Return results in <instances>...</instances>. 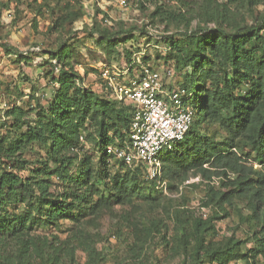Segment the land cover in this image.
Here are the masks:
<instances>
[{"label":"rangeland","instance_id":"rangeland-1","mask_svg":"<svg viewBox=\"0 0 264 264\" xmlns=\"http://www.w3.org/2000/svg\"><path fill=\"white\" fill-rule=\"evenodd\" d=\"M108 1L0 0V45H8L0 46L2 151L26 127L34 126L38 114L52 103L60 87L59 66L52 61L62 51L67 53L65 65L69 63L65 69L72 66L81 75L78 83L100 95V63L122 68L135 55L143 64L160 71H164V65L174 64L168 86L182 73L197 47L208 55L214 48L209 43L222 37L208 26L213 24L226 33H246L250 22L264 16V4L256 8L243 0H126L125 7ZM100 27L107 33L123 32L103 37L94 30ZM169 44L170 49L165 51ZM258 45L254 42L246 49L259 57ZM32 47L38 50L31 51ZM215 67L219 70V85L226 90L223 79H232L230 64L225 61L219 66L215 63ZM194 85L199 82L186 85L187 90ZM244 87L240 84L235 90ZM11 112L20 115L18 122ZM105 120L113 132L121 124L118 119ZM96 127L93 120H86L80 129L84 130L83 138L76 148L65 146L59 151L67 171L61 182L51 174L54 164L48 146L23 144L10 157L0 151V173L7 161H14L21 179L29 180L33 189L23 202L7 191L0 194V221L32 218L27 230L6 231L0 225V264H216L206 256L192 257L190 221L202 213L206 181L192 172L186 181L170 182L166 192L144 181L140 193L130 201L105 202L111 192L110 178L129 168L101 152ZM191 131L216 140L225 137L224 127L216 118L201 121L196 115ZM178 146L182 147L183 142ZM79 168H84L85 177L75 180ZM37 183L45 186L56 209L64 208L63 214L47 220L41 215L36 209L40 195ZM235 202V209L228 208L229 216L213 220L216 230L210 228L204 238L210 244L236 232L241 250L247 252L264 233L260 223L249 219L244 202ZM175 211L182 213L175 217ZM211 213L208 209L206 215ZM230 264L246 263L240 259Z\"/></svg>","mask_w":264,"mask_h":264},{"label":"trees","instance_id":"trees-1","mask_svg":"<svg viewBox=\"0 0 264 264\" xmlns=\"http://www.w3.org/2000/svg\"><path fill=\"white\" fill-rule=\"evenodd\" d=\"M243 1L256 8L264 4V0ZM102 18L103 21L106 20L105 14ZM247 28L249 31L246 33H226L213 24L208 26L209 30L219 32L222 37L209 43V47L213 46L214 50L208 55L197 47L182 67L183 80L180 74L177 86L172 87L187 89L186 85L195 80L199 82V85H194L192 90H189V103L194 109V117L197 115L201 121L207 118L219 119L224 127L225 137L216 140L210 136L194 134L191 124L184 139L176 144L173 150L161 156L162 177L167 185L170 182L186 181L192 172L199 174L206 181L201 198L202 206L212 209L213 213L206 218L198 216L190 221L192 257L198 259L206 256L209 262L216 264H230L240 259L246 264H264V235L257 239L255 246L252 243L247 252L241 250L240 238L236 232L210 244H207L204 238L207 230H216L213 220L229 216L228 208L235 209L236 200L244 202L249 219L260 223V230L264 233V170L253 166L254 163L264 165V16L250 22ZM94 30L100 36L111 35V38L123 32L118 30L107 33L104 27ZM254 42L259 43V57H255L254 51L248 52L246 49L247 45ZM0 46L8 47L7 43ZM165 46V51L171 47L170 44ZM66 55V51H62L61 56L57 54V60L52 61L59 66L56 69H59L60 74L57 78L60 87L55 92L52 103L38 114L37 123L26 127L14 143L8 144L5 151L0 147L2 155L10 157L18 152L23 144L37 142L48 146V153L54 164L51 174L53 173L54 180L59 182L67 177L64 159L59 155V151L65 146L76 148L80 143V136L83 137L84 130L80 129H83L84 122L88 119L95 122L97 141L101 152L105 154L102 147L115 139H121L124 131L128 129L131 110L130 104L114 101L79 84L82 79L80 73L70 65L68 69L64 67L69 64L65 65ZM225 61L230 64L232 79L224 77L226 90H223L218 82L219 70L215 63L219 66ZM240 84H245L244 89L235 90ZM199 92L202 94L199 95ZM11 115L15 121H19V114L11 112ZM105 119H118L121 124L113 132ZM3 140L0 137V146ZM182 142L183 146L179 147ZM69 163L71 162L68 161ZM15 168L14 161H7L1 169L0 194L7 191L23 202L24 197L31 195L33 189L29 180H22L18 174L19 169ZM78 172L75 180H82L85 177L84 168H79ZM139 174L136 169H127L122 175L112 176L111 192L104 201L109 202L112 199L118 204L130 201L140 193L139 187L144 183ZM37 190L40 195L36 198V209L46 220L51 219L54 214H63L64 208L56 209L52 205L54 202L47 197V189L43 184L37 183ZM239 212L237 210L238 215ZM179 213L182 211H175L174 216L177 217ZM31 220L28 216L16 217L6 223L1 219L0 225H4L6 231L17 232L29 229ZM188 221L189 217L185 222Z\"/></svg>","mask_w":264,"mask_h":264},{"label":"built area","instance_id":"built-area-1","mask_svg":"<svg viewBox=\"0 0 264 264\" xmlns=\"http://www.w3.org/2000/svg\"><path fill=\"white\" fill-rule=\"evenodd\" d=\"M108 2L121 7L127 5L126 0ZM7 16L11 17V12ZM172 75L173 64L164 65V71H160L143 64L136 55L122 68L107 63L99 65L103 95L131 105L128 129L121 139L104 145L103 152L124 167L138 170L141 179L163 192H166L167 182L162 177L161 156L184 139L194 117L189 103L191 92L180 87L165 88ZM82 138L80 136V141ZM253 166L264 170V165L254 163ZM208 209L201 206L199 216L206 218Z\"/></svg>","mask_w":264,"mask_h":264},{"label":"crops","instance_id":"crops-1","mask_svg":"<svg viewBox=\"0 0 264 264\" xmlns=\"http://www.w3.org/2000/svg\"><path fill=\"white\" fill-rule=\"evenodd\" d=\"M179 80V77L175 76L174 79L171 81L170 85L168 84V86L166 85V89H171L173 86H177V82Z\"/></svg>","mask_w":264,"mask_h":264}]
</instances>
